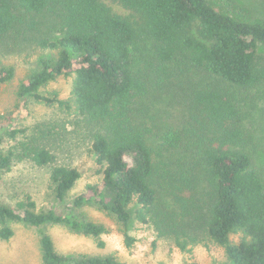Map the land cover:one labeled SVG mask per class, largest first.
I'll use <instances>...</instances> for the list:
<instances>
[{
    "label": "trees",
    "instance_id": "16d2710c",
    "mask_svg": "<svg viewBox=\"0 0 264 264\" xmlns=\"http://www.w3.org/2000/svg\"><path fill=\"white\" fill-rule=\"evenodd\" d=\"M109 1L130 10L133 18L114 12ZM230 1L235 8L236 1ZM20 11L53 12L52 28L60 34L38 41L41 48L58 50V56L42 58L40 69L22 82L20 96L58 103L78 117V124L93 125L90 150L103 180L78 195L67 212L38 209L30 198L15 206L0 200V237L13 236L9 221L21 222L39 229L44 264H120L113 255L60 254L44 227L65 224L100 237L108 228L84 219L81 207L99 204L128 227L135 205L142 225L182 251L211 241L225 247L232 264H264V171L255 166L257 142L246 109L253 103L246 102L247 91L264 85V21L212 0H0V44L25 24L36 27ZM145 46L163 80L194 74L191 83L188 79L190 124L183 133L163 135L156 147L143 118L142 101L149 94L144 76L150 77V68L134 71L137 52ZM195 74L202 79L195 80ZM0 75L1 82L8 81L14 70L2 68ZM59 77L73 81L69 99L38 94ZM9 120L0 113V143L25 132L5 125ZM181 146L184 156L171 153ZM26 155L39 166L54 161L39 146ZM14 159L13 149L0 152V178ZM80 177L76 167H54L50 181L56 197L67 198ZM135 242L126 234L128 248Z\"/></svg>",
    "mask_w": 264,
    "mask_h": 264
},
{
    "label": "rangeland",
    "instance_id": "374dc122",
    "mask_svg": "<svg viewBox=\"0 0 264 264\" xmlns=\"http://www.w3.org/2000/svg\"><path fill=\"white\" fill-rule=\"evenodd\" d=\"M212 1L227 10H238L248 18L264 21V0H235V8L230 0ZM108 5L114 12L133 18L132 12L119 3L109 1ZM19 15L34 19L37 24L34 29L23 25L20 32H13L0 44V71L2 68L14 70L11 79L0 81V113L11 118L5 125L25 129V132L18 134L16 141L9 138L0 143V152L6 153L9 149L15 151L12 167L0 178V200L5 205L15 206L30 198L36 202L38 209L53 208L67 212L78 195L86 192L90 185H99L103 180L96 156L90 150L93 125L86 122L78 124V117L58 103L51 105L36 97L27 100L21 98L22 82L40 69L42 58L58 56V50L41 48L38 41L46 37L56 39L60 34L52 28L56 17L51 11L30 15L20 11ZM144 48L137 52L134 71L140 73L142 68H150V77L144 76L149 94L142 101L147 107H144L146 114L143 118L152 127L150 138L156 147L162 142L163 135L170 131L183 133L190 124L188 79L190 81L194 74L190 72L183 80L178 79L177 74L163 80L162 70L155 67V55L149 46ZM148 60L153 64L150 65ZM194 79L202 77L195 74ZM72 85V79L59 77L41 87L38 94L47 97L56 94L59 99L67 100ZM247 94L249 98L246 102H253L246 109L251 114L247 123L255 132L257 142L255 166L264 171V85L247 91ZM35 146L48 149L54 156L53 163L39 166L30 156L23 158V153ZM171 153L185 155L182 146ZM56 166L76 167L81 172L80 179L67 198L62 200L56 197L50 181L51 171ZM168 205L171 207L170 203ZM136 208L135 205L131 207L132 217L129 226L125 227L116 214L99 204L81 207L80 214L84 219L108 228V232L100 237L73 231L65 224H52L44 227V230L52 237L56 251L66 256L113 255L120 264H232L225 247L215 242L206 241L187 252L180 250L169 238H158L155 229L137 220ZM8 224L14 234L9 239L0 237V264H44L39 229L15 221ZM126 234L136 238L132 248L126 245ZM232 239L238 241L239 236L234 235Z\"/></svg>",
    "mask_w": 264,
    "mask_h": 264
}]
</instances>
